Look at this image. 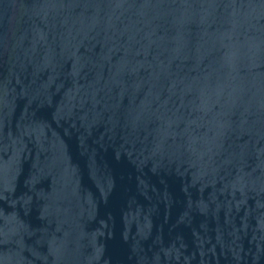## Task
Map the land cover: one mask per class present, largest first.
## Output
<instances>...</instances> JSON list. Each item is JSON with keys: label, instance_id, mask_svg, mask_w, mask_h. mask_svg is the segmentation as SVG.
Masks as SVG:
<instances>
[{"label": "water", "instance_id": "obj_1", "mask_svg": "<svg viewBox=\"0 0 264 264\" xmlns=\"http://www.w3.org/2000/svg\"><path fill=\"white\" fill-rule=\"evenodd\" d=\"M0 264H264V0H0Z\"/></svg>", "mask_w": 264, "mask_h": 264}]
</instances>
